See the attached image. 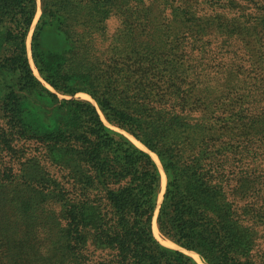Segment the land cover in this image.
Here are the masks:
<instances>
[{
  "label": "trees",
  "instance_id": "obj_1",
  "mask_svg": "<svg viewBox=\"0 0 264 264\" xmlns=\"http://www.w3.org/2000/svg\"><path fill=\"white\" fill-rule=\"evenodd\" d=\"M0 0V264H264V0ZM121 28L110 32L109 23ZM262 66V68L260 67ZM244 85H247L243 88ZM249 87V88H247ZM50 100L26 122L22 91Z\"/></svg>",
  "mask_w": 264,
  "mask_h": 264
},
{
  "label": "rangeland",
  "instance_id": "obj_2",
  "mask_svg": "<svg viewBox=\"0 0 264 264\" xmlns=\"http://www.w3.org/2000/svg\"><path fill=\"white\" fill-rule=\"evenodd\" d=\"M41 15H42V1L38 0L37 14H36L34 23L32 25V28L30 30V33L28 35V39H27L29 60H30L31 67H32L35 75L41 80V82L45 85V87H47L48 89H50L51 91H53L54 93H56L58 95V98L60 99V101L71 100V99H74V98H78V99H84V100L92 102L94 105L97 106V108H98V110H99V112H100V114L102 116V119L107 124V126H109L110 128L114 129L115 131H118V132H121V133L125 134L127 137H129L136 144V142L133 140L134 137L132 135H130L126 131H123V130L117 128V127H114V126L110 125L106 121V119H105L104 115L102 114L97 102L89 94H87L85 92H80L74 97L60 94V93L56 92V90L41 77V75H40V73H39V71H38V69H37V67H36V65L34 63L33 54H32V38H33V34L35 32L36 26L38 24V21L41 18ZM120 24L121 23L118 20L112 19L110 21V23H109L110 32L113 33L115 30H117V28L122 29ZM3 54H5V52L3 50L1 51V49H0V56H3ZM260 67L262 68V66H260ZM18 83H19V77H18L17 74H15V73H7V72H5V71L0 69V107H1L2 102L5 100V97H6L7 93L10 91L11 86H13L15 84L18 85ZM245 86H247V85H244L243 88ZM247 88H249V87H247ZM20 95L22 96L21 103H22L23 107H25V109H26V114H25L26 122L31 123V124H33L35 126H40L41 123H44V125L45 124L47 125V124L50 123L48 118H46L45 115L41 114V109L47 108L46 104L49 103L48 102V101H50L49 99L48 100L41 99L39 97V93H38L37 90L32 92V93H28L27 91H22L20 93ZM1 118H2V113L0 111V120H1ZM134 139L136 141H138L136 138H134ZM138 142L141 143L140 141H138ZM137 146H139V145H137ZM140 148L145 150V151L148 150V148H142V147H140ZM150 154H152V153H150ZM165 176H166V174H165ZM166 187H167V176H166V185H165V188L162 189V194L165 193ZM161 199H162V196H161ZM155 217H156V215H155ZM155 217H154V220H153V230H154ZM157 218H158V216H157ZM160 243L163 244L161 241H160ZM164 246L172 248V249H176V250H181L182 252H184L187 255H190V256H192L194 258V256L192 255V252H187L185 249L180 248L178 245L176 247L175 246H169V245H164Z\"/></svg>",
  "mask_w": 264,
  "mask_h": 264
},
{
  "label": "bare ground",
  "instance_id": "obj_3",
  "mask_svg": "<svg viewBox=\"0 0 264 264\" xmlns=\"http://www.w3.org/2000/svg\"><path fill=\"white\" fill-rule=\"evenodd\" d=\"M133 138V137H132ZM133 140L136 142L137 145H139L140 147L142 148H146L144 147V145H142L141 143H139L138 141H136L134 138ZM152 153V152H151ZM152 156L153 158L156 160V162L158 163V165L160 166V169L162 171V186H163V189L165 188V185H166V176H165V173H164V170L162 168V164L158 158V156L154 153H152ZM154 233L156 235V237L164 244V245H169V246H177L176 244L172 243L171 241H168L167 239H164L159 230H158V226L156 224V221H154ZM192 255L194 256V258L199 262V264H205L202 259L200 258V256L196 253H192Z\"/></svg>",
  "mask_w": 264,
  "mask_h": 264
},
{
  "label": "water",
  "instance_id": "obj_4",
  "mask_svg": "<svg viewBox=\"0 0 264 264\" xmlns=\"http://www.w3.org/2000/svg\"><path fill=\"white\" fill-rule=\"evenodd\" d=\"M147 152H149V153H151V151L148 149L147 150ZM161 162V161H160ZM162 164V163H161ZM162 168H163V165H162ZM163 170H164V168H163ZM162 172V171H161ZM164 173H165V170H164ZM166 174V173H165ZM161 196H162V199H161ZM161 196H160V204H161V202H162V200H163V196H164V193L162 194L161 193ZM158 213H159V207H158V210H157V212H156V217H155V221H156V224H157V226H158V221H157V216H158ZM158 230H159V228H158ZM160 232V231H159ZM168 241H170V240H168ZM172 242V241H171ZM172 243H174V242H172ZM175 244V243H174ZM177 245V244H176ZM180 247V246H179ZM181 248V247H180ZM183 249V248H182ZM186 250V249H185ZM187 252H192V253H196V252H193V251H188V250H186ZM196 254H198V253H196Z\"/></svg>",
  "mask_w": 264,
  "mask_h": 264
}]
</instances>
